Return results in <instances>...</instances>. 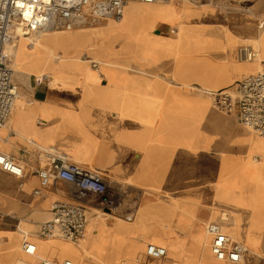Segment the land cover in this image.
Listing matches in <instances>:
<instances>
[{
  "label": "bare ground",
  "instance_id": "6f19581e",
  "mask_svg": "<svg viewBox=\"0 0 264 264\" xmlns=\"http://www.w3.org/2000/svg\"><path fill=\"white\" fill-rule=\"evenodd\" d=\"M263 20L264 0H255L242 15L222 14L210 5H196L187 0H155L149 3L130 0L124 5L119 21L104 20L106 22L103 24H90L87 31H74L72 28L70 30L73 31L66 35L43 33L54 31L50 26L28 35L19 34L7 41L3 49L7 58L12 60L15 81L22 80L27 88L34 87L39 80L49 75L50 90L53 91L56 81L61 83L63 80L64 68L69 63L67 56H56V47L66 45L63 48L67 49L80 45L88 46L96 54L136 47L143 52H152L151 56L158 58L159 63H169L170 66L184 59L187 62L185 65L193 66L192 74L197 69L200 86L212 89L218 85H228L229 81L224 80L232 73L247 71L253 74L264 66V26H260ZM154 28H161V34L154 35ZM241 44H245L247 51L246 59L239 61L235 56ZM224 52L226 56H223ZM75 61L80 60L77 58ZM92 62L100 66L109 63L106 58L98 62L89 61L90 64ZM209 72H214L213 80L206 79ZM169 75L176 80L174 74ZM15 84L18 88V84ZM197 89L201 95L200 89ZM35 106L36 103L27 99L26 92H18L9 123L0 128L2 149L8 151L4 139L7 129L10 128L15 135L26 132L23 131L21 120L27 115L31 117L32 123V132H27L33 138L30 140L39 148L40 154L50 150V138L46 131L54 120L47 114L45 106L39 109ZM214 110L220 111L215 107ZM199 117L202 120L201 127L206 129L208 119L205 110H199ZM258 139L262 142V148L257 153L261 154L262 159L257 160V155L251 151H248L247 156L248 164L260 162L255 177L240 172L226 176L200 165L197 194L179 199L158 195V201L151 203L143 200L126 215L127 219H130L131 214L136 215L133 222L118 217L113 228L108 227L105 220L117 215L90 209L84 237L77 244L54 236L49 237L48 242L39 241V234L29 235L28 225L22 222L10 233L11 240L0 241V264H35L38 260L59 262L54 257L60 255H63L58 259L60 262L67 259L72 264H85L82 262L83 254L93 257L92 264H119V260L127 262L147 242L166 249L164 264H215L209 257L210 237L205 232V225L211 220L206 221L202 230V209L211 210L214 218L223 215L220 220L226 233L244 245L242 264H264V136ZM25 174L26 167L24 181L20 183L11 173L0 168V212L15 209L9 199L12 188L7 183L28 185ZM210 185L213 189H209ZM117 208L121 210L120 206ZM242 218L248 219L246 225ZM166 228L168 231H165ZM187 238L189 241L185 244ZM24 240L35 244L34 253L27 254L21 249ZM51 242H57L66 251L58 247L50 248ZM148 264L159 262L152 260Z\"/></svg>",
  "mask_w": 264,
  "mask_h": 264
},
{
  "label": "crops",
  "instance_id": "0c3cea01",
  "mask_svg": "<svg viewBox=\"0 0 264 264\" xmlns=\"http://www.w3.org/2000/svg\"><path fill=\"white\" fill-rule=\"evenodd\" d=\"M161 32V28L153 29L156 36ZM151 54L136 47L112 50L102 54L109 63L100 66L85 63L86 57H78L76 49L69 48V63L61 83L56 81L51 91L48 75L27 93V99L36 103L35 108L45 106L54 120L46 131L49 145L100 172L116 198L123 199L118 205L125 216L132 208L124 199L133 190L151 192L143 194L148 203L158 195L190 198L199 192L200 165L226 176L240 172L255 177L260 162L248 164V151L256 154L257 160L262 159L257 153L262 148L260 136L243 126L236 115L215 111L209 98L199 94L197 69L193 75V66L185 65L184 59L170 66L159 63ZM77 58L80 61H75ZM213 73H207L206 79L213 80ZM233 74L224 81L228 82ZM200 109L205 110L208 119L206 129L201 127ZM21 124L26 132L15 135L10 128L6 130L4 139L9 152L3 151L32 169L28 185L7 183L12 188L9 199L16 210L0 212L1 242L11 240L10 233L22 222L28 225L29 235H37L33 231L50 218L52 202L72 200V187L63 181H56L41 195L32 194L38 182L33 172L41 154L30 140L31 134H27L32 132L31 117L24 115ZM115 223L105 220L110 228ZM37 236L39 241L48 242L49 237ZM188 241L187 238L184 243ZM49 247L66 251L57 242H51Z\"/></svg>",
  "mask_w": 264,
  "mask_h": 264
},
{
  "label": "built area",
  "instance_id": "2783aa9c",
  "mask_svg": "<svg viewBox=\"0 0 264 264\" xmlns=\"http://www.w3.org/2000/svg\"><path fill=\"white\" fill-rule=\"evenodd\" d=\"M130 0H0V128L5 125L18 98L17 86L4 45L12 38L28 35L46 27L70 30L85 23L119 21L123 7ZM153 2L155 0H135ZM263 22V21H262ZM264 26V23H260ZM92 65H96L94 62ZM46 78V77H44ZM212 95L226 110L235 109L237 120L250 127L259 136H264V69L242 76L235 82L232 93L221 92ZM45 162L34 170L38 178L32 188L34 196L63 181L72 187V200H55L51 207V218L42 222L40 237L57 236L68 241H77L84 236L85 227L91 214L90 209L120 215L118 199L109 189L106 179L87 164L71 160L57 150L43 151ZM0 168L11 173L20 183L24 181L25 164L0 149ZM210 237L209 257L215 264H242L244 245L230 237L221 222L211 221L205 225ZM21 249L32 254L35 244L24 240ZM166 249L147 242L143 250L128 264H148L157 260L164 264ZM93 257L83 254L82 262L92 264ZM39 264H72L69 260L51 262L40 260Z\"/></svg>",
  "mask_w": 264,
  "mask_h": 264
},
{
  "label": "rangeland",
  "instance_id": "374dc122",
  "mask_svg": "<svg viewBox=\"0 0 264 264\" xmlns=\"http://www.w3.org/2000/svg\"><path fill=\"white\" fill-rule=\"evenodd\" d=\"M187 1L188 2L191 1L193 4H196V5H201V4L210 5L212 7H215L222 14H226V15L227 14H230V15H242L243 13H246V10L251 8V6H252V4L254 3L255 0H187ZM105 22L101 21V22H97V23H85V24H81V25H78V26L74 27L73 30L74 31L75 30L87 31V29H89L88 26L90 24L99 25V24H103ZM53 28H54V31H52V32L48 31V32H43V33H56V34L60 33L62 35H66L67 33H70V31H73V30H64V29H60V28H56V27H53ZM63 47L66 48V45H64ZM63 47L61 48L60 45H58V47H56V51L55 52H56V56L57 57L68 56L69 48L64 49ZM75 49H76L78 57H82L83 56L82 59H85V57H87V59H86L87 64H90L89 61H91V60H95V61L98 62L101 59L105 58V57H103L102 54L94 53L92 50H90V48L88 46L86 47V46L78 45V46L75 47ZM238 49L239 50H238L237 56H235L236 60H239V61L245 60L246 59V51H247L246 47H245V44H241L240 48H238ZM226 55L227 54H225V52H224L223 56H226ZM8 63H9L10 68L13 71L12 60L9 57H8ZM261 68L263 69L264 66H262ZM246 74H249V72L241 71L239 73L233 74L232 78L229 80L228 86H221L220 87L218 85V87H215V88H212V89H207V88L203 89L198 84H196V85H198V88L200 89L199 90L200 93L203 94V95H206L209 98L210 103L212 104L213 107H215L216 109H218L220 111L236 115L235 109L226 110V108L223 105L220 106L215 100H213V97H212V95H210V93L212 92V93L218 95V94H221V92H228V93L232 92L233 91V87L235 85V82L237 80H239L242 76L246 75ZM13 79H14V82L17 83L18 86H19L17 88L19 93H20V91L21 92L24 91L26 93H30L31 92L33 87L32 88H27V84L24 83L22 80L15 81L14 71H13ZM208 92H209V94H208ZM8 123H9V118L7 119L5 125H8ZM246 128L248 130L252 131L253 133H255L252 128H250V127H246ZM0 149H2V148L0 147ZM50 149L55 150L52 147ZM41 153L42 154H41L39 166H42L44 164V162H45L44 154H43V152H41ZM25 167H26L25 181H28V178H29L28 177V172L32 168H31V166H27V165ZM145 193L148 194V195L152 194L151 192L150 193L149 192H143L144 195H145ZM141 194H142V192H138V191L133 190V191H131L129 193L128 198L124 199V201L128 202V204H130V208L135 209L144 200L143 199L144 196H143V194L142 195ZM55 198H53V200ZM62 200L67 201L66 199H62ZM151 200H153V201H150V202L158 201V199L156 197L155 198H151ZM122 201H123V199H120V198L118 199V202L120 204H121ZM114 215H117V214H114ZM119 216L122 217L123 219H125V221H129V223H131V222L134 221L136 215L131 214L130 219H127L126 216L121 213L120 215H117V217L116 216H109L107 219H111L112 221L116 222V221H118V217ZM222 216H223L222 214H219L218 217L214 218L211 215V210L202 209L201 210V229L204 230V225H205L207 220L221 222L220 219H222ZM242 221L246 225V223L248 222V219L242 218ZM54 237H57V236H54ZM57 238H59V237H57ZM59 239H62V238H59ZM79 240L80 239H78L77 241H75L73 243L77 244L79 242ZM66 241H68V240H66ZM143 247H144V245L142 246V248ZM142 248H141V250H142ZM137 254L138 253H136L127 262L123 261V260H119V264H122V263H124V264L127 263L128 264L135 256H137ZM80 259H81V257H80ZM59 262H60V260H59ZM38 263H39V260L35 262V264H38Z\"/></svg>",
  "mask_w": 264,
  "mask_h": 264
}]
</instances>
